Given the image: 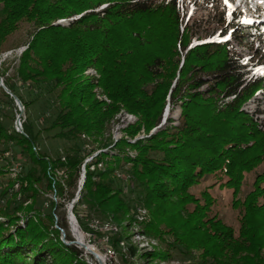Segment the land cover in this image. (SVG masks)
<instances>
[{
    "label": "trees",
    "instance_id": "16d2710c",
    "mask_svg": "<svg viewBox=\"0 0 264 264\" xmlns=\"http://www.w3.org/2000/svg\"><path fill=\"white\" fill-rule=\"evenodd\" d=\"M209 5L216 7L218 0ZM184 7L180 0H0V56L23 24L33 28L14 74L33 100L23 99L15 78H5L7 69L0 71L6 87L26 111L44 96L49 109L55 107L42 133L59 131L56 139L73 141L71 131L102 149L86 165L81 149L50 158L31 122L22 124L20 134L0 110V153L17 149L33 165L19 177L28 183L20 190L22 201H16V193L0 210L5 219L0 264H87L81 252L61 241L53 216L45 223L38 214L27 217L34 205L23 207L36 201L44 182L65 198L66 188L76 189L84 165V185L73 209L81 228L93 232L78 207L91 222L103 224H131L139 208L148 212L149 219L138 224L161 248L138 255L129 246L131 259L264 264V132L256 117L263 114L264 77L254 74L259 67L233 52L226 38L234 30L239 44L250 48L256 31L234 14L229 20L226 12L213 14L206 23L211 20L222 30L218 42L210 41L213 32L202 29L205 21L199 25L189 18L183 26ZM76 17L68 26L58 25ZM89 69L98 76H85ZM0 94L12 100L2 89ZM103 95L110 103L99 99ZM255 97L256 116L242 110ZM167 99L172 113L179 109L178 120L170 118L152 134L161 126ZM122 110L138 118L122 131L125 136L134 140L145 133V138L114 142L110 135L104 142ZM60 171L67 177L65 188L56 179ZM252 173L254 182L241 199ZM208 178L232 191L236 228L213 213L211 188L198 191ZM9 183L2 196L13 189ZM73 198L71 193L67 201ZM20 212L27 218L24 227L18 223ZM116 235L110 239L114 251L121 245ZM67 241H72L69 235Z\"/></svg>",
    "mask_w": 264,
    "mask_h": 264
},
{
    "label": "rangeland",
    "instance_id": "374dc122",
    "mask_svg": "<svg viewBox=\"0 0 264 264\" xmlns=\"http://www.w3.org/2000/svg\"><path fill=\"white\" fill-rule=\"evenodd\" d=\"M211 0H180V3H184V11L181 9V15L183 19L184 14V23L188 21L189 18H193L191 22L197 20L198 22L203 20L204 28L202 29L213 32V36L210 41L218 42V37L221 33L222 28L215 26L209 21L206 23V17L209 15L216 16L215 14H222L224 12L227 13V19L231 18V15L234 14L236 18L242 19L243 24L250 26L251 29H254L256 32L254 33L253 39L251 40V47L244 46L243 44H239V41L236 40L234 34L236 35V31H229L226 34L227 40H231L230 45L233 52L238 53L249 62H252V66L256 69L255 65L259 68L254 72L258 77H264V0H218V5L211 9V5H209ZM217 1V0H214ZM187 6V9H186ZM107 6L103 5L98 8L96 11L100 12L104 10ZM217 10L215 13L213 10ZM185 12H187L185 14ZM79 17H76L71 20H77ZM212 19V18H211ZM63 22V23H61ZM72 21L62 20L58 22V25L68 26ZM202 22V21H201ZM199 22V25L200 23ZM61 23V24H59ZM182 30V28H181ZM33 32V28L31 25L25 23L19 29V31L9 40L6 51L0 56V71L3 73L5 69H7L5 78L14 79V83L19 88L20 94L23 96L26 102H30L33 100V97L26 89L21 86L22 84L14 77L15 70L18 66V59L21 56L22 52L26 49L25 44H27L30 39V33ZM235 38V39H234ZM225 39H221L220 41H224ZM250 43V41H249ZM194 44L192 41L191 46ZM182 57L184 55H181ZM85 76L89 77H97V72L94 69H89L85 72ZM0 78V89H2L3 93L7 94L12 100L6 99L2 94H0V110L4 115L7 116V122L12 124L14 128L17 127L18 122L20 121L22 124L25 121L31 122L35 127V132H41L45 127L46 120L53 118L54 116V108L51 107V104L48 103L47 97L44 96L37 102H35L28 111L25 110L21 101L15 97L13 98L11 95L7 93L9 89L6 87L4 79ZM7 90V91H6ZM10 92V91H9ZM260 97V96H257ZM99 99L110 103L109 100L103 95L99 96ZM262 102L261 99H259ZM258 100L255 98H251L243 107L242 110H245L250 115H255V110L258 106ZM261 111L263 114L256 116L259 119V129L264 132V101L261 104ZM49 109V110H48ZM179 109L176 108L174 113H172V107L168 103L164 111V115L162 118L161 126L154 129L152 134L156 131L160 130L162 127H165L168 120L171 118L172 120H178ZM111 124L110 131L106 133L104 142H108V137L111 135L113 137L114 142L119 141L122 138L128 139L127 136L122 132L129 125H132L138 121V118L127 114L124 110L117 115ZM13 119V121H11ZM11 122V123H10ZM16 130V129H15ZM59 131L52 132H44L40 133L41 141V151L47 152L50 158H56L58 155H64L65 151H79L82 150V155L85 156V165L90 164L92 162V158H94L97 154L102 152L98 144L92 143V141H88L79 137L74 132L69 131L71 138H75L73 141H60L56 139V136ZM145 133H141L136 139L130 140L132 143L136 140L145 138ZM4 147L0 146V151H3ZM94 152V153H93ZM105 152V151H104ZM131 156L132 153H129ZM84 165V166H85ZM82 167V173L77 180L76 189L66 188L65 198H60L56 196V194L47 190L46 182L42 183L39 186L40 192L39 196L35 200H29L26 202L23 207H30L34 205L33 212L30 213L27 217H34V215L38 214L41 216L42 220L47 223L46 217L53 216V224L55 229L60 230V238L61 241L68 245L74 246L79 252L82 253L83 259L87 264H150L149 260L138 259L134 260L129 257L127 254V248L129 246H133L137 248L138 255H144L154 252L155 250L161 248L160 243L149 237L144 233V230L139 222L149 219V214L147 211L139 208V211L136 213L135 218L137 222H133L128 224L127 222L119 224L104 222L105 224L99 222L98 220L90 221V219L86 218V212L84 207H78L76 210L80 214L81 217L84 218L85 225L93 232H88L84 228H81L77 222L79 230L82 234V241L80 243L75 237L73 232L72 223L70 220V213L74 216L73 209L76 206L80 192L84 185V176H85V167ZM33 167L32 163L27 157L21 155L17 149L12 150V152H1L0 153V210H3L8 202H12L14 198L13 195L16 194V201L19 203L22 201V198L19 199L23 194L21 193V188L28 189V183L26 181H19V177L22 174L26 175L27 171ZM121 176H125L124 174H119ZM66 175L64 172H57L56 179L65 183L64 188L66 187ZM254 173L249 174L247 176L246 185L242 187L240 198L242 199L246 193L249 191L250 186L254 182ZM13 181V189L9 190V193L5 196H2L4 190L10 188L9 181ZM18 185V187H17ZM213 186V187H212ZM209 189L211 197L215 200V203L212 207V211L214 214H217L222 218L225 223L236 228L238 213L232 209V191L228 189H221L220 184L217 182L215 178H208L205 180L202 185L198 188V191H203L204 189ZM74 193V198L71 201H67V197L69 194ZM5 194V193H3ZM15 195V196H16ZM54 203V206H52ZM75 210V209H74ZM20 220L19 225L24 227L27 218L25 214H18ZM75 217V216H74ZM76 219V218H75ZM77 221V220H76ZM0 222H5V219L0 217ZM105 225H109L111 230ZM118 232V235L115 237L121 238V245L118 251H114L111 247L110 239L111 237ZM70 236L72 241H67V236ZM101 260H99V258ZM153 264H185L181 259L177 258L174 260H169L166 262L157 261Z\"/></svg>",
    "mask_w": 264,
    "mask_h": 264
},
{
    "label": "bare ground",
    "instance_id": "6f19581e",
    "mask_svg": "<svg viewBox=\"0 0 264 264\" xmlns=\"http://www.w3.org/2000/svg\"><path fill=\"white\" fill-rule=\"evenodd\" d=\"M72 227H73V232L75 234V237H77V239L80 240L79 241L80 243H83L84 241H82L83 237H82L81 231L79 230L78 225L76 223H74V221H72ZM98 258H99V260H101L100 257H98Z\"/></svg>",
    "mask_w": 264,
    "mask_h": 264
},
{
    "label": "built area",
    "instance_id": "2783aa9c",
    "mask_svg": "<svg viewBox=\"0 0 264 264\" xmlns=\"http://www.w3.org/2000/svg\"><path fill=\"white\" fill-rule=\"evenodd\" d=\"M245 111V110H244ZM246 112V111H245ZM16 129V131L18 132V133H20V134H23V127H22V123L19 121L18 122V124H17V127L15 128ZM17 187H18V185H17ZM106 227H108L109 228V230H111V228H110V226L109 225H105Z\"/></svg>",
    "mask_w": 264,
    "mask_h": 264
},
{
    "label": "water",
    "instance_id": "95a60500",
    "mask_svg": "<svg viewBox=\"0 0 264 264\" xmlns=\"http://www.w3.org/2000/svg\"><path fill=\"white\" fill-rule=\"evenodd\" d=\"M70 21H72V20H70ZM61 23H63V22H61ZM61 23H59V24H61ZM6 91H7V90H6ZM7 93H8L9 95H11L13 98H15V97L11 94V92L7 91ZM84 178H85V176H84ZM70 220H71V223H72V221H74V223L77 224V221H76L75 217H74L71 213H70Z\"/></svg>",
    "mask_w": 264,
    "mask_h": 264
},
{
    "label": "snow or ice",
    "instance_id": "6c2138e0",
    "mask_svg": "<svg viewBox=\"0 0 264 264\" xmlns=\"http://www.w3.org/2000/svg\"><path fill=\"white\" fill-rule=\"evenodd\" d=\"M225 2L227 3V0H225Z\"/></svg>",
    "mask_w": 264,
    "mask_h": 264
}]
</instances>
